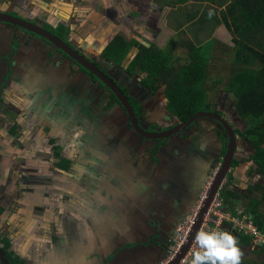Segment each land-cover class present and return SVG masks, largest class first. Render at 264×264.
I'll list each match as a JSON object with an SVG mask.
<instances>
[{
  "label": "crops",
  "instance_id": "crops-1",
  "mask_svg": "<svg viewBox=\"0 0 264 264\" xmlns=\"http://www.w3.org/2000/svg\"><path fill=\"white\" fill-rule=\"evenodd\" d=\"M177 2L179 1L4 0L2 4L0 3V10L14 11L18 15L25 14L45 28L62 27L67 31L66 39L69 42L76 46L78 43L84 48H89L88 52L96 45L102 46L101 49L105 51L109 44L123 37L128 44L138 41L146 46L147 43L165 53L172 41L180 42V38L174 36L182 30L186 31L185 26H191V24L194 30L189 31L188 36L193 42H197L198 36L200 40H206L212 38V35L217 37V35L224 34L223 28L227 27L222 21V16L227 14L228 4L216 7L204 2L213 9L216 8L217 17L221 20V23L214 29H211V22L202 26L197 24L198 10L195 9L193 12L187 11L186 21H175L170 29L166 25L167 20L162 15L167 9L165 6H169L168 9H170V7L183 4H177ZM205 9H202V15ZM220 11L223 13L219 15ZM174 20H176L175 16ZM159 22H162L161 26L165 23L164 27L158 26ZM228 22L231 23L232 19L229 18ZM166 33L171 35L168 39H166L168 35ZM18 35L21 37V34ZM18 35L12 36V31L0 24V70L2 65L10 62V65L5 67V71L9 68L5 72L8 75L10 73L13 75V70L19 71L20 67L17 68L16 63L19 66V62L22 61L27 65L32 59L30 54H34L32 44L37 46L36 41L27 35L25 39L22 38L23 46L21 45L20 48L18 45L12 55L11 46L19 43ZM28 40L29 45L26 43ZM181 48L183 47L175 52L176 55ZM139 50L138 46H132L126 61L136 59L141 53ZM89 53L97 58L95 52ZM178 57L181 58V56ZM35 64L36 66L42 65ZM62 67L57 63L38 67L40 73L48 74L56 79L55 85H59V89L66 87L70 96L66 98V104L59 103L57 97L51 94L56 89L49 84L52 80L49 78V82H46L43 88L38 86L44 92L42 99L46 100V96L48 98L45 104H42V116L45 115V119L50 121L52 115H59V113L64 117L66 115L64 125H61L65 131L66 126L71 127L73 123L78 125L85 123V129L88 131L89 124L95 119L98 124L91 130L96 129L95 131L100 132L101 136L93 138L91 133L93 140L91 146H105L104 138L111 136V164L102 172L103 178L100 184L86 183L87 190L91 189L92 194H84L87 191L84 190V186L86 188L84 184L80 187L81 191L76 188L75 201L74 199L65 200L51 193L53 188L63 187L61 196L66 197L69 192L67 188L70 186L67 179L61 177L56 181L53 174H49L50 170L47 171V175L46 173L41 175L34 168L28 170L31 171V176L38 181L40 188L37 189L36 184L33 185L31 190L27 191L31 193L22 197L18 201V206H15L12 204L14 178L9 184L7 179L1 181L0 178L1 237L9 241L10 250L14 256L19 257L26 264H164L162 244L172 235L170 232L172 226L183 218L186 210L183 206L182 211L180 201L177 199L184 198L179 196L165 199V202L161 203L163 208L160 206L161 195L159 194H162L165 189V184L159 182L161 172L166 171L171 177L170 180L179 185L182 181L185 183L197 180L199 174L201 175L213 160L218 159L222 148L221 141L212 132L203 139L199 137L197 140L193 139V142L188 140L184 144L188 145L187 149L183 147L182 139L169 141L160 149H158L157 142L144 141V139L132 140L130 132L133 131L125 115L119 117L122 115L121 110L116 113L120 115L109 114L105 111V100H103L102 107L97 109V105L102 102L101 98H103L101 94H98L97 84L78 72L70 63L66 62ZM61 69H64L62 71L64 74L57 76L56 72H60ZM25 81L28 83L24 82L21 85L18 80L17 84L15 81L8 86L13 93L24 89H36L37 85L30 78ZM127 87L128 90H132L130 85ZM41 90L38 91L41 93ZM132 97H135L134 93ZM158 101L163 103L162 100L153 101L151 107L153 106L154 111L159 108ZM168 101L166 100V104ZM13 104L16 105L15 102ZM16 106L19 108L18 105ZM82 107L85 108V113L77 112L76 108ZM77 117L81 123L77 121ZM161 124H163L161 126L165 125L164 122ZM201 133L203 132L200 131ZM14 134L15 132L12 136ZM17 134H21L19 130ZM122 137L125 138L123 141ZM17 147H19L17 152H22L17 153L18 155L27 154L22 146ZM115 147H117L116 150ZM244 169L243 167L242 171ZM60 171L63 172V170ZM250 171L256 172L254 165ZM25 180L23 178V182ZM21 185L22 183H19L15 189L22 190L24 186ZM134 190L139 191V196L131 195ZM10 196L12 199L9 198ZM150 234L163 235L162 242L154 241L151 244ZM230 235L234 238L236 234L231 232ZM234 240L236 247H239L237 239L234 238Z\"/></svg>",
  "mask_w": 264,
  "mask_h": 264
},
{
  "label": "rangeland",
  "instance_id": "rangeland-1",
  "mask_svg": "<svg viewBox=\"0 0 264 264\" xmlns=\"http://www.w3.org/2000/svg\"><path fill=\"white\" fill-rule=\"evenodd\" d=\"M206 6L208 5H206L204 1L201 2V0H189L188 2L183 3L182 5L173 8L170 7V9H168L169 6H165L167 9H165L162 16L164 17L165 20H167L166 25L168 28H170L174 25L175 21L176 22L183 20L186 21L188 17L187 11L193 12L194 9L198 10V13H196V17L198 16V18L197 19L195 18L196 20H198L202 15V9L205 8ZM222 13L223 12L220 11L219 15ZM19 16L25 20L32 21L34 23L36 22L34 19H30L25 14H20ZM174 16L176 17V20H174ZM109 22H111V20H109ZM161 24L162 22H159L158 26H161ZM164 24L161 26V28L164 27ZM185 30L186 31L182 30L174 37H179L180 42L189 44V42H193V41L188 36V32L189 31L193 32L194 27H192L191 24V26H185ZM223 32H224L223 35L220 34L217 35V37H214L212 35V38L210 37L211 39L210 38H207L206 40L201 39L202 42L198 38L200 36H198L196 38L197 42H193V43L194 44L201 43V45L205 46L206 48L207 45L209 47L207 52V59H206V67H207L206 75L208 78L207 79L208 104H211L212 106L214 105L213 106L214 109L217 108L221 109L218 106L221 104V106H224L223 110L226 112L227 115L226 117L233 118L236 116V111L233 107L234 103L236 102V97L232 93L226 91V87L228 84V78L230 76V69H228V67H230L233 62V54L236 46L234 40L236 37L227 28H223ZM20 34L23 35L22 32H20ZM166 34H168L166 35V39H168L170 33H166ZM35 38L43 43V49H45L44 53L46 54L52 53L51 60L54 59V55H56V51H54L53 46L42 39H39L37 37ZM119 39L121 41H125L123 37H119ZM16 45L17 44H12L11 46L12 55L15 53L18 47ZM77 46L83 47L78 43ZM146 46L151 47L147 43ZM101 47L102 46L100 45L93 46L90 48L91 50L89 52L91 53L95 52L96 53L95 56L97 55V59H101V55H102L101 52L104 51L101 49ZM83 49L87 50L89 48H83ZM188 53L189 50L183 47L180 49V51H178L177 54L178 56H181L182 59H186V57H188L187 56ZM184 63L185 62H179L177 66L178 65L181 66V64ZM140 74L141 76H144L142 73ZM14 75L15 77L12 78L13 81L18 80V78H16L17 74ZM137 77L139 78V75L134 74L133 77L130 78L136 79ZM168 81L163 85H167ZM15 83L17 84V82ZM19 83L23 85L22 82ZM39 88L40 87L36 86V89H32V90L24 89L23 91H17V93H13L11 91V88L7 84L4 89L6 95L2 94L3 96L2 98L5 97L8 100V103L9 100L12 101V105L10 106L14 107V109L12 112L8 108L6 109V107L2 109L0 107V178L2 179L1 181L7 179L8 184L10 183L11 179L14 178V184H13L14 190L12 194L14 196H13L12 204L15 206H18V201H20L22 197H25L27 194L31 193V192L28 193L27 191L31 190L33 185L36 184L37 189L40 188L38 181H36V179L31 176V171L29 172V170H32L34 168H36V170L40 172L41 175H44L45 173L47 175V171L50 170L49 174H53V178H56L55 179L56 181L57 179L59 180V178L61 177L67 179V182L70 184V186L69 188H67L69 189V192L67 193L66 197H64L65 195L61 196L62 194L61 189H63V187L53 188L51 193L54 196L61 197L63 199L65 198V200L74 199L75 201V196L77 195L75 194L76 188L80 189L81 185L84 184L86 185V188L84 186V190L86 191L87 184L91 185V183H93L98 185L101 183V178H103L101 173L103 171L102 170L100 171L97 168V166L102 165L105 161V154L101 151L102 148L109 150L107 149L106 146H100V147L97 146L94 147L91 145L88 146L87 143L88 142L92 143L93 140L91 138L90 131H87L85 129L86 125L84 126L82 124L78 125L77 123H73V124L70 123L71 127L66 126V131H65V129L61 125H64L63 121L66 119V115L65 117L61 116L60 113L59 115H52L51 117L52 120L47 121V119H45V115L44 117L42 116V112H43L42 104L46 102L48 98L46 96V100L42 99V97L44 96L43 94L44 92L43 90H41V88L40 89ZM38 90H41V93ZM13 102H15L16 105L19 106V108L16 105H14ZM5 109L6 111H4ZM237 123L239 125L235 124V126L242 128V125L240 126L241 124L240 121H237ZM196 126H198V129H200L198 132L196 131V134L199 135V137L202 139L203 137H205L203 136L204 134L205 135L207 134L206 136H208L211 133L212 127L213 128L215 127L214 125L208 123L205 120L199 121V123ZM13 127L14 129L18 128L21 134H17L18 130H16L15 134L12 136L13 133L11 129ZM200 131H202L203 133L200 134ZM49 135L51 136L49 137ZM172 140L173 139H169V141ZM17 146H22V148H24V152L27 151V154H25V156H20L22 152H17V150H19V147ZM17 153L20 154L18 155ZM56 153L58 155H56ZM252 154H253V149L251 148V145L248 142L245 141L243 142V140L240 138L236 158L245 159ZM61 158L70 159L69 161L71 164L68 171L66 172L63 171L60 174L59 171L56 170L55 162H57ZM241 166L242 167L238 168V170L236 171L231 170L229 173L231 175L230 179L232 183L236 185L237 189L235 188V190H238V193L240 194V198L231 201V203H228L229 206H224L225 212L227 213H232L234 212L235 209H239L240 211H242V213H249L247 211V206L250 204L251 200H258L259 202L264 203L263 177L259 176L255 171L253 172L250 171V168L253 167L251 163L244 162L241 164ZM18 167H20L21 169H19ZM243 167L245 169L247 168L248 170L244 169V171H242ZM42 169L44 170L46 169V170L44 171ZM23 178L26 179L24 182H23ZM228 179L229 178L227 177V180ZM32 180H34V182ZM19 183H22L21 186H24L20 191L16 190L17 185ZM224 184H225V180H224ZM254 185L257 186L255 191L253 192L249 191V186H254ZM9 189L8 192L10 191ZM90 190H87L86 192H84V194H92ZM78 191H81V189ZM9 198L12 199V196H10ZM200 204H197V207ZM263 235L264 232H261V234L257 236V238L249 237L250 243L247 246L239 245V247H237L241 253L239 264L243 260H247V261L254 260L260 262L261 259L264 258V254L260 256L258 255L261 252V250L264 249V247L263 246L255 247L256 241L258 239L264 238ZM234 238L238 239L236 235L234 236Z\"/></svg>",
  "mask_w": 264,
  "mask_h": 264
},
{
  "label": "trees",
  "instance_id": "trees-1",
  "mask_svg": "<svg viewBox=\"0 0 264 264\" xmlns=\"http://www.w3.org/2000/svg\"><path fill=\"white\" fill-rule=\"evenodd\" d=\"M177 1H179L178 4L186 3L189 0ZM201 1L216 7L228 4V12L223 14L222 21H224L227 29L235 35L236 46L232 65L228 67L230 76L226 90L236 97L234 109L244 121L243 129L237 130V133L253 149V154L242 161L254 165L257 174L264 179V0ZM205 8L203 15L197 20V24L202 26L211 22V29H214L221 23L217 17V10L210 6ZM229 18L232 19L231 23L228 22ZM50 30L59 38L66 39L67 31L62 27L51 28ZM200 30L199 28V32ZM132 46H138L141 53L136 59L130 61V64L125 68L126 59ZM180 47L189 50L186 59L179 58L178 54H175ZM208 48V45L206 48L201 43L189 42L186 44L172 41L164 53L156 47H147L138 41L128 44L119 39L117 42L109 44L107 49L102 52V56L107 60L111 68V76L115 81L128 83L129 78L133 77L134 74L145 73L146 77L142 79V82L149 89L158 90L169 80L164 90L165 97L169 99V108L180 121H186L196 112L211 111L214 106L208 104L207 100L206 59ZM179 62L185 63L177 66ZM218 134L220 135V133ZM220 139L223 138L220 137ZM223 143L222 155L225 154L227 139L223 140ZM61 162L63 163L62 167L66 169L69 161L63 158ZM240 163V160L235 159L232 167H237ZM256 188V185L250 186L249 191L253 192ZM220 195L227 205L240 198V194L233 189L225 188ZM247 211L252 215L258 229L264 232V203L251 200L247 206ZM223 232L231 234L227 223L223 224ZM234 233L238 237L236 241L240 246H247L250 243L248 236ZM3 244V251L12 264H26L9 251L8 240L4 239ZM262 254H264V249L258 255ZM240 264H264V258L260 262L243 260Z\"/></svg>",
  "mask_w": 264,
  "mask_h": 264
},
{
  "label": "flooded vegetation",
  "instance_id": "flooded-vegetation-1",
  "mask_svg": "<svg viewBox=\"0 0 264 264\" xmlns=\"http://www.w3.org/2000/svg\"><path fill=\"white\" fill-rule=\"evenodd\" d=\"M3 2H4V0H1L0 3L2 4ZM0 13L10 14L13 17L21 18L18 15V13L14 12V11L9 12L8 10H5V11H1L0 10ZM21 19H23V18H21ZM0 24H2L4 26V28L12 31V36H14V37H15V34L18 35V34H20V32L23 33V35H21V37L18 35L20 44L17 43L16 46L19 45L20 48H21V45L23 43L22 42V38H24L27 35L30 36L31 38H33L36 41L35 42V44H37L36 47L34 46V44H32V49L34 51V54H30L32 59L30 61H28L29 63H27V65H26L24 62L21 61V62H19V66H18L17 63L15 64V66L17 68L20 67L21 69L19 68L20 72L17 71V70H13V72H14L13 75L17 72L16 78H18V80L21 79V80H19L20 82L28 83L25 80L27 78H30L32 80V82H34L37 86H40V87L43 88V86L46 85V82H49V78H50L52 80L49 82V84L51 85L52 88L54 86V88L56 89V91L51 93V94L53 96L57 97L59 103L66 104V101H67L66 98L70 97L68 95V89L66 87H64V88H62L63 89V91H62V89L60 87V89H61L60 90L59 89V85L58 86L55 85V83H57L56 79H54V77L51 78L48 74L40 73L39 70H38L39 69L38 67H43V66H47V65L51 66L54 63H57V64H59L62 67V65L64 63H66V62L70 63L71 66L75 67L78 72H80L86 78H89L91 81H93L94 83L97 84L96 87H97L98 94H101V96H103V98H101L102 102L97 105V109L98 110L102 107L103 100H105V111H108L109 114L120 115V114H116V113L119 110L122 111V115L119 116V117L121 118V117H123L125 115V118H126V120L128 122V125L130 126V129L133 131L132 133L130 132V135H132V137H131L132 140L144 139V141L157 142L156 144L158 145V149H160V147L166 145L168 143L169 139H173V140L174 139H178V140L182 139L183 140L182 143L184 145L188 140H190V141L192 140V142H193V139L197 140L199 138V135L195 134L196 131L200 130V129H198V126H196L199 123V121L205 120L208 123H211L212 125L215 126L214 128L212 127L211 132L214 133L215 136H217V138L221 141L222 148L220 150V154L218 156V159L213 160V162H211L210 166L207 169H205V171H203V173H201V175L199 174V176H198L199 178L197 180H192V181L185 182V183L182 181L181 184L179 185L178 183H175V182L170 180L171 177L166 173V171H164V172L162 171L161 172L162 173L161 177H159V179H160L159 182L162 183V184L163 183L165 184V189H164L163 193L159 194V195H161V199L159 200L160 201V206L163 208L161 203L165 202V199L173 198L174 196L175 197L179 196V197H183L184 198V199L179 198L177 200L180 201L179 203L181 204V208L184 206V208L186 210L183 218L180 219L179 221H177V223L174 226H172L171 231H170L172 233V235H170L169 238H167V239L165 238L166 241H164L165 243L162 244L163 255H164V258L162 260H164L163 262L165 263L166 260L169 258L171 247H172V245H173V243H174V241H175V239L177 237V234H178V229L181 228V227H184L185 232H187L188 236H189L190 231L193 228L194 221H195V219L197 217L198 211L200 209V206H201L202 202L204 201V199L206 197L207 190H208V188H209V186H210V184H211V182H212V180H213V178H214V176H215V174H216L218 168L220 167V164H221V162H222V160L224 158L225 154L222 155V150H223V147H224L223 140L227 139V143H226V150H227L228 136H227L226 131L222 127V125L219 122H217L216 120L209 119V118H202V119H199L196 122H194L190 127L185 129L184 131H182L180 133H177V134H175V135H173V136H171L169 138L152 139V140L147 139V138L143 137L142 135H140L139 133H137L134 130L133 126L131 125L130 117H129L126 109L123 107L122 103L119 101L118 96H116L115 93L113 91H111L109 87L104 85L100 79L92 76L89 72L84 70L76 62L72 61L70 58H68L63 53L57 51L54 48V46L49 41L45 40L44 38H41V37H39L37 35H34L31 32H29L28 30H25L23 28L17 27L15 25H11V24L4 23V22H0ZM35 24L38 25V23H36V22H35ZM43 28H45V27H43ZM45 29H47L51 33H53L50 30V28H45ZM35 37H37L39 39H42L45 42H47V43H49L50 45L53 46L54 51H56V55H54V59L51 60L52 53L51 54H49V53L46 54V53H44L45 49L41 50V47L43 46V43L40 42L39 40H37ZM61 39L65 40L67 43H69V45H71V47H73L74 49L79 51V53L81 55H83L90 62H92L103 74L108 75L110 78H112V76H111V74H112L111 73V68H110L107 60L105 58H103V56L101 54H100L101 55V59H97L94 56H92V54L90 55V53L87 50L83 49L84 47L76 46V44H73V43L69 42L68 39H65V38H61ZM26 43L29 45L30 41L28 40ZM4 52H6V50ZM35 63H38V64L40 63L42 65L41 66H36ZM8 65H10V62L9 63L6 62L5 65H2V69L0 70V73H1L0 74V107H1V109L6 107V109L8 108L9 110H11L13 112L14 108L10 106V105H12V101L9 100V103H8V100L5 97L2 98L3 97L2 94H5V90H4L5 86L7 84L9 85L12 82H15V80L13 81V79H12V78L15 77V75H14V77H12L13 75H11V73L9 75H8V73L7 74L5 73V72H7V70H9V68H8L5 71V67H7ZM32 67L33 68L36 67V68L35 69H31ZM63 67H65V65ZM62 71H64V69H61L60 72H56V75L57 76H61L62 74H64ZM136 75H139V78L138 77L136 79L129 78L128 83H122V81H115L113 78L112 79L114 80V82L117 83V85H119V87L127 95L128 99L130 100V102L132 103L133 107L135 108L136 114H137V116L139 118V122L142 125V127H144L149 132H164V131H167V130L173 128V127H176V125H178L180 123L188 121V120L180 121L179 118L176 117L171 112V110L169 108V105H170L169 101L166 104V100H169L164 95V90L166 88V85H163V87L158 89V90H151V89H149L147 87V85H145V83L142 82V79L146 77V74L144 73L143 74L144 76H141L140 73L136 74ZM46 78H48V79H46ZM18 80H16V82ZM127 85H130L132 87L131 91L128 90ZM132 93L135 94V97H132ZM96 94H97V92H96ZM115 97L118 100H115L116 99ZM160 99L161 100L163 99L162 100L163 103L161 104V102L158 101L160 103V105L158 106L159 108H157V110L154 111L153 106L151 107V104H152L153 101L156 102V100H160ZM141 106H144V107H141ZM218 106L221 109L212 108L211 112H215L221 118H224L235 131V137H236V143L237 144H236V148H235V151H234V158L232 160V163H233V161L235 159H237L236 158V154H237V150H238V147H239V139L240 138L242 139V137H240V135L237 133V130L241 131L243 129V120L237 115V112H236V116L233 117V118L226 117L227 116L226 112L223 110L224 106H221V104L218 105ZM6 109L4 111H6ZM76 110H77V112L85 113V111H84L85 108H83V107L82 108H76ZM94 113L96 114V112H94ZM82 119H84V117ZM77 121L79 123H81V120H79L78 117H77ZM237 121H240V123H241L240 126L242 125V128L235 126V124H238ZM162 122L165 123L164 126H161V125H163V124H161ZM96 124H98V123L95 122V119H94V121L91 122L89 124V126H88L89 127L88 131H90V133H92L93 138H95V137L97 138V137L101 136L100 132H96L95 131L96 129L94 131L91 130L92 127L95 126ZM83 125L85 126L86 124L84 123ZM13 129H14V127L11 129V131L13 133L16 132V130H18V128L14 129V130ZM119 131H121V130H119ZM188 133H189V136L186 137V135ZM218 133H220V135ZM206 135L204 134L203 136H206ZM208 136H206V137H208ZM124 137L126 138L127 134ZM124 137H122V141L125 139ZM220 137H222L223 139L221 140ZM242 140H243V142L245 141L244 139H242ZM104 141H105V146L109 150H106L104 148H102V150H101L105 154V161H104V163L102 165L97 166V168L100 171L101 170L104 171L111 164V160H110V154H111L110 141H111V136H107L106 138H104ZM161 142H162V144H160ZM87 144H88V146H90L92 143L88 142ZM190 145L193 146V144H190ZM186 146H188V145L186 144L183 147L186 148ZM116 149H117V147H115V150ZM226 150H225V153H226ZM56 155H58V154L56 153ZM62 159L63 158H61L60 160L55 162L56 170H58L59 173H61L60 170H63L65 172L68 171L69 168H70V164H71L70 161H69L70 159L64 158L65 160L69 161L68 166L65 169L64 167H62V164H63L61 162ZM243 159L244 158L237 159V160L241 161L240 165L237 166V167L233 168L232 167V163H231L230 169H229V171H228V173H227V175L225 177V184L223 182V184L220 186L219 190L217 191V194L215 195L214 200L218 196L222 200V203H223L224 206H229V205L224 203L223 199L221 198V195H220L221 191L226 188V189H233L235 192L238 193V190L234 189V187L236 188V185L234 183H232V181L230 179L227 180V177L229 178L231 176L229 174L231 170L236 171V170H238V168L241 167V164L244 163V161H242ZM101 175H103V174L101 173ZM138 192H139L138 190H134V192H132L131 195L133 197L134 196H139ZM214 200H213V202H214ZM213 202H212V204H213ZM197 204H200V205L197 207ZM211 207H212V205H211ZM211 207H210V209H211ZM210 209H209V211H210ZM193 210L196 211V212L194 213ZM182 211H183V208H182ZM208 214H209V212H208ZM208 214H207V216H208ZM155 215H157V214H155ZM205 222H206V218H205L203 224L201 225V228L203 227ZM201 228H200V230H201ZM153 235L154 234H150V237H149L151 244L154 241H159L160 243L162 242L161 237H164L163 235H161V236H153ZM3 241H4V238L1 237V235H0V247L2 248V250H3V246H4ZM191 248H190V250H191ZM190 250L188 251L187 255L189 254ZM9 251H11L10 248H9ZM187 255L185 256V258L187 257ZM5 257H6V255H5ZM6 259L8 260L7 257H6ZM8 262L10 264H12L9 260H8ZM0 264H1V262H0Z\"/></svg>",
  "mask_w": 264,
  "mask_h": 264
},
{
  "label": "water",
  "instance_id": "water-1",
  "mask_svg": "<svg viewBox=\"0 0 264 264\" xmlns=\"http://www.w3.org/2000/svg\"><path fill=\"white\" fill-rule=\"evenodd\" d=\"M0 22L15 25L17 27L28 30L34 35L44 38L45 40L49 41L57 51L63 53L72 61L76 62L79 66H81L84 70L89 72L92 76L100 79L104 85L109 87L110 90L113 91L116 96H118L119 101L122 103L123 107L126 109L130 117L131 125L133 126L134 130L147 139L152 140V139L169 138L177 133L184 131L185 129L190 127L194 122L202 118H209L216 120L222 125L228 136L227 150L224 155V158L207 190L206 197L200 206L197 217L193 224V228L190 231V234L186 242L184 243L180 251L171 260L165 263V264H180V262L185 258L188 251L192 247L194 240L201 228V225L203 224L209 212V209L212 205L215 195L217 194V191L219 190L220 186L223 184L225 177L230 169L232 160L234 158V151L237 144L234 129L229 125V123L224 118H221L215 112L199 111L196 114H194L193 117L190 118L188 121L180 123L176 125V127H173L167 131L149 132L140 124L135 108L133 107L132 103L130 102L124 91L119 87V85H117V83L114 82V80L110 78L108 75L103 74L92 62H90L86 57L81 55L79 51L71 47V45H69V43H67L65 40L54 35L49 30L43 28L42 26H39L25 19H21L19 17H13L10 14L0 13ZM156 243H159V241H156ZM0 262L1 264H10L6 259L5 254L1 247H0Z\"/></svg>",
  "mask_w": 264,
  "mask_h": 264
},
{
  "label": "built area",
  "instance_id": "built-area-1",
  "mask_svg": "<svg viewBox=\"0 0 264 264\" xmlns=\"http://www.w3.org/2000/svg\"><path fill=\"white\" fill-rule=\"evenodd\" d=\"M224 223H227V227L231 231L244 236L257 238V236L261 234V231L258 229V226L255 224L251 214L242 213V211H240L239 209H235L234 212L232 213L225 212L222 200L217 196L212 204L208 216L206 217V222L199 231V233L223 232ZM187 238H188V233L185 232L184 227L179 228L177 237L171 247L169 258L166 260V262L171 260L180 251V249L186 242ZM258 246L264 247V238L258 239L256 241L255 247ZM196 251H203V249L199 247L195 238L189 254L187 255L186 258L182 260L180 264H191L193 259V254Z\"/></svg>",
  "mask_w": 264,
  "mask_h": 264
},
{
  "label": "clouds",
  "instance_id": "clouds-1",
  "mask_svg": "<svg viewBox=\"0 0 264 264\" xmlns=\"http://www.w3.org/2000/svg\"><path fill=\"white\" fill-rule=\"evenodd\" d=\"M129 64L130 61H126L124 67ZM196 241L203 251H196L193 254L191 264H239L241 253L234 238L227 232H200L196 236Z\"/></svg>",
  "mask_w": 264,
  "mask_h": 264
},
{
  "label": "bare ground",
  "instance_id": "bare-ground-1",
  "mask_svg": "<svg viewBox=\"0 0 264 264\" xmlns=\"http://www.w3.org/2000/svg\"><path fill=\"white\" fill-rule=\"evenodd\" d=\"M194 213H195V211H194Z\"/></svg>",
  "mask_w": 264,
  "mask_h": 264
}]
</instances>
